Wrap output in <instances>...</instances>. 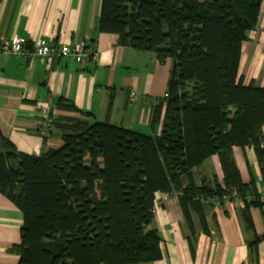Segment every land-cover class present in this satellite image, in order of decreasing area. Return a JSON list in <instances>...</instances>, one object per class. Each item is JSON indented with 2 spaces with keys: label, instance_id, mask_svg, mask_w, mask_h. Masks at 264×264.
<instances>
[{
  "label": "trees",
  "instance_id": "16d2710c",
  "mask_svg": "<svg viewBox=\"0 0 264 264\" xmlns=\"http://www.w3.org/2000/svg\"><path fill=\"white\" fill-rule=\"evenodd\" d=\"M262 0H102L95 32L172 60L168 93L152 110L158 136L107 122L77 123L58 150L21 154L0 132V194L23 215L18 264H139L161 258L150 230L155 194L177 193L183 216L204 225L208 200L262 208L255 179L243 184L233 149L252 148L264 187V88L238 77L241 46ZM58 108L80 111L72 104ZM82 113V112H81ZM217 156L223 178L197 186L193 169ZM186 182V185L183 182ZM264 196V193H263ZM206 231V227H204ZM264 235H254L255 248ZM191 252L194 248L191 245Z\"/></svg>",
  "mask_w": 264,
  "mask_h": 264
},
{
  "label": "crops",
  "instance_id": "0c3cea01",
  "mask_svg": "<svg viewBox=\"0 0 264 264\" xmlns=\"http://www.w3.org/2000/svg\"><path fill=\"white\" fill-rule=\"evenodd\" d=\"M101 1L0 0V43L18 38L25 41L27 52L38 41L57 46L83 44L93 52L82 63L70 56L0 54V132L17 152L39 156L45 150H58L63 136L77 123L107 122L143 135L160 134L165 105L159 124L151 123L152 110L167 97L173 62L160 63L153 53L119 45L116 35L96 33ZM238 77L244 86L264 88V0L256 27L241 46ZM130 92L136 94L134 102L129 101ZM60 101L80 113L58 108ZM47 108L54 110L55 118L45 136L41 135L40 113ZM233 158L242 183L249 184L253 177L257 193L263 195L254 150L234 148ZM192 172L197 186H213L214 178L219 183L223 178L217 156ZM178 195L164 200V193L155 194L154 218L148 229L160 237L161 258L139 264H264V240L254 249L249 246L254 235H264V205L249 210L253 234L242 221L240 200L222 204L208 200L204 225L191 213V233ZM22 225V213L0 194V264H18L19 257L12 250L20 243Z\"/></svg>",
  "mask_w": 264,
  "mask_h": 264
},
{
  "label": "built area",
  "instance_id": "2783aa9c",
  "mask_svg": "<svg viewBox=\"0 0 264 264\" xmlns=\"http://www.w3.org/2000/svg\"><path fill=\"white\" fill-rule=\"evenodd\" d=\"M25 41L15 38L10 42L0 43V54L2 55H24L26 57H45V58H60L62 56H70L77 63H82L85 59L91 58L93 52L91 49L86 48L83 44H76L74 46H57L49 45L45 41H38L33 44L31 52H27ZM136 94L134 92L129 93V101L134 102ZM42 131L41 135H47L50 127L53 124L55 118V112L51 108L43 109L40 113ZM168 194H164V200L168 198ZM260 201L264 203V196H260ZM228 202V201H227ZM242 202H239L241 204Z\"/></svg>",
  "mask_w": 264,
  "mask_h": 264
}]
</instances>
